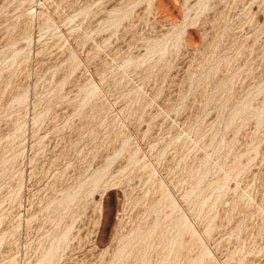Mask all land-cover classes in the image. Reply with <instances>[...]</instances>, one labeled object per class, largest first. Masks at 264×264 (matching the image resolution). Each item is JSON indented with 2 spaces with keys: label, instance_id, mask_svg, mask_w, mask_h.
Returning a JSON list of instances; mask_svg holds the SVG:
<instances>
[{
  "label": "rangeland",
  "instance_id": "rangeland-1",
  "mask_svg": "<svg viewBox=\"0 0 264 264\" xmlns=\"http://www.w3.org/2000/svg\"><path fill=\"white\" fill-rule=\"evenodd\" d=\"M0 264H264V0H0Z\"/></svg>",
  "mask_w": 264,
  "mask_h": 264
}]
</instances>
